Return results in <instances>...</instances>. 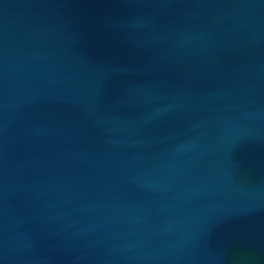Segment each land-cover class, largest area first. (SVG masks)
<instances>
[{
  "label": "water",
  "instance_id": "water-1",
  "mask_svg": "<svg viewBox=\"0 0 264 264\" xmlns=\"http://www.w3.org/2000/svg\"><path fill=\"white\" fill-rule=\"evenodd\" d=\"M0 264H264V0H0Z\"/></svg>",
  "mask_w": 264,
  "mask_h": 264
}]
</instances>
